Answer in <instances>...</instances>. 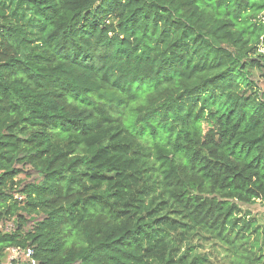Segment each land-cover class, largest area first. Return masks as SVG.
Here are the masks:
<instances>
[{
	"label": "trees",
	"instance_id": "obj_1",
	"mask_svg": "<svg viewBox=\"0 0 264 264\" xmlns=\"http://www.w3.org/2000/svg\"><path fill=\"white\" fill-rule=\"evenodd\" d=\"M256 201L264 0H0V264H264Z\"/></svg>",
	"mask_w": 264,
	"mask_h": 264
},
{
	"label": "rangeland",
	"instance_id": "obj_2",
	"mask_svg": "<svg viewBox=\"0 0 264 264\" xmlns=\"http://www.w3.org/2000/svg\"><path fill=\"white\" fill-rule=\"evenodd\" d=\"M263 20V19H262ZM262 52V51H259ZM139 128V125H135ZM243 212L248 214L247 220H254L258 225L264 221V201H256L249 206L241 207ZM252 236L250 237V239ZM191 254L204 257L203 264H229L232 260V255L229 254L225 247L215 243L207 236H196L190 242ZM28 259L22 254H16L8 251L3 258L1 264H26Z\"/></svg>",
	"mask_w": 264,
	"mask_h": 264
},
{
	"label": "built area",
	"instance_id": "obj_3",
	"mask_svg": "<svg viewBox=\"0 0 264 264\" xmlns=\"http://www.w3.org/2000/svg\"><path fill=\"white\" fill-rule=\"evenodd\" d=\"M11 252L19 254V252L17 250H11ZM30 262L29 264H36L33 260L30 259L32 252L31 250H26L25 253L23 254Z\"/></svg>",
	"mask_w": 264,
	"mask_h": 264
}]
</instances>
